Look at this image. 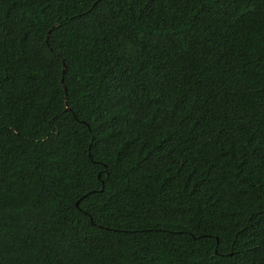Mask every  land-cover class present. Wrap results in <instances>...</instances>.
Wrapping results in <instances>:
<instances>
[{
  "label": "trees",
  "instance_id": "trees-1",
  "mask_svg": "<svg viewBox=\"0 0 264 264\" xmlns=\"http://www.w3.org/2000/svg\"><path fill=\"white\" fill-rule=\"evenodd\" d=\"M0 264H264V0H0Z\"/></svg>",
  "mask_w": 264,
  "mask_h": 264
}]
</instances>
